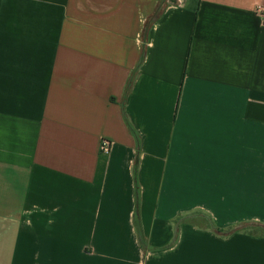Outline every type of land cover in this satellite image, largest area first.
Instances as JSON below:
<instances>
[{
	"label": "crops",
	"instance_id": "obj_1",
	"mask_svg": "<svg viewBox=\"0 0 264 264\" xmlns=\"http://www.w3.org/2000/svg\"><path fill=\"white\" fill-rule=\"evenodd\" d=\"M258 6L0 0V264H264Z\"/></svg>",
	"mask_w": 264,
	"mask_h": 264
},
{
	"label": "rangeland",
	"instance_id": "obj_2",
	"mask_svg": "<svg viewBox=\"0 0 264 264\" xmlns=\"http://www.w3.org/2000/svg\"><path fill=\"white\" fill-rule=\"evenodd\" d=\"M193 222L206 224V220L202 215H195L192 217ZM249 231L250 233L257 234V235H264V227L258 225H246L243 226L242 229Z\"/></svg>",
	"mask_w": 264,
	"mask_h": 264
},
{
	"label": "built area",
	"instance_id": "obj_3",
	"mask_svg": "<svg viewBox=\"0 0 264 264\" xmlns=\"http://www.w3.org/2000/svg\"><path fill=\"white\" fill-rule=\"evenodd\" d=\"M257 12H264V7L258 6ZM101 151L106 153L107 155H110V143L106 140L101 141Z\"/></svg>",
	"mask_w": 264,
	"mask_h": 264
}]
</instances>
